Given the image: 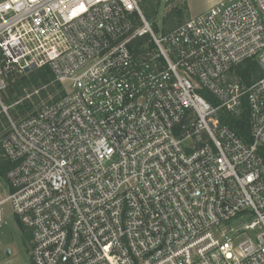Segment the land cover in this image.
Listing matches in <instances>:
<instances>
[{
  "label": "built area",
  "instance_id": "2783aa9c",
  "mask_svg": "<svg viewBox=\"0 0 264 264\" xmlns=\"http://www.w3.org/2000/svg\"><path fill=\"white\" fill-rule=\"evenodd\" d=\"M140 2L0 0V230L9 203L33 264H264V0L165 33ZM44 65L64 93L11 118L2 94ZM243 101L250 144L220 120Z\"/></svg>",
  "mask_w": 264,
  "mask_h": 264
},
{
  "label": "trees",
  "instance_id": "16d2710c",
  "mask_svg": "<svg viewBox=\"0 0 264 264\" xmlns=\"http://www.w3.org/2000/svg\"><path fill=\"white\" fill-rule=\"evenodd\" d=\"M158 6L159 1L156 5H153L151 0L141 1V9L146 19L151 18L153 13H157L156 8ZM187 10V3H184L183 7L177 5L173 6L161 19V31L165 33L180 25L184 21V16ZM153 28L159 31L156 24H153ZM147 39L148 35L136 38L133 41V46L135 47L134 50L138 51V45L147 41ZM235 72L246 84L253 82L261 76V71L258 65L252 60H246L239 64L235 68ZM28 93H30L29 97H24L21 103L18 102L16 104L15 108L17 111H12L13 116L17 117L18 115H23L27 112L30 113L36 111V109H34L35 105L41 100H47V102L54 101L64 93V90L62 89L61 83L55 79L49 66L44 65L34 68L20 78L10 82L6 91L2 95L4 101L7 102V104H10L11 102L18 100L20 96H25ZM1 112L2 111L0 110V137L3 135L8 125L6 116ZM220 120L233 129L245 142L249 144L252 143V137L249 130L248 109H246L245 101H243V109L239 115H232L229 112L222 110ZM257 151L262 157L264 163V147L259 146ZM10 165L11 164L0 155L1 177L6 176V172ZM20 229L23 232L24 237L30 239V233L21 225Z\"/></svg>",
  "mask_w": 264,
  "mask_h": 264
},
{
  "label": "rangeland",
  "instance_id": "374dc122",
  "mask_svg": "<svg viewBox=\"0 0 264 264\" xmlns=\"http://www.w3.org/2000/svg\"><path fill=\"white\" fill-rule=\"evenodd\" d=\"M158 1H159V6L156 8L157 13H153L151 15V18H147V20L151 24H156L158 26L159 31H161L162 17L173 6L177 5L183 7L184 3H187L188 6H191L189 13L193 14L197 11L204 9L205 7H208L214 2V0H151L153 5H156ZM189 13L188 11L186 12L184 16V20L190 16ZM29 96L30 93L26 94L25 96H20L18 100L13 101L10 104H7V102L4 101L3 95L1 96L2 102L8 106V115L11 118L18 119L28 114L27 112L23 115H18L16 117L12 115V111H17V109L15 108L16 104L18 102L21 103L24 97L27 98ZM46 102L47 100H41L38 104L35 105L34 109H38ZM1 113H3L7 118L6 113L4 112ZM4 180L5 177L0 176V192H2L0 194L7 195V192L5 190L2 191L1 188L4 185L3 183ZM4 210H5L6 218L8 220V224L5 226V228L0 230V264H33L30 257V239L24 237L23 232L20 229V225H18V222L13 216L12 209L9 203H6L4 205ZM6 248H9L11 251L9 255H7V253L5 252Z\"/></svg>",
  "mask_w": 264,
  "mask_h": 264
},
{
  "label": "crops",
  "instance_id": "0c3cea01",
  "mask_svg": "<svg viewBox=\"0 0 264 264\" xmlns=\"http://www.w3.org/2000/svg\"><path fill=\"white\" fill-rule=\"evenodd\" d=\"M217 1H219V0H214V2L211 4V5H213L214 3H216ZM211 5H209L208 7H205L204 9H202V10H200V11H197V12H195V13H193V14H191V13H189L190 12V9H191V6H188V13H189V15L191 16V15H194V14H196V13H199V12H202V11H204V10H206L207 8H209Z\"/></svg>",
  "mask_w": 264,
  "mask_h": 264
},
{
  "label": "water",
  "instance_id": "95a60500",
  "mask_svg": "<svg viewBox=\"0 0 264 264\" xmlns=\"http://www.w3.org/2000/svg\"><path fill=\"white\" fill-rule=\"evenodd\" d=\"M27 70H28V69H27ZM5 252L7 253V255H9L11 251H10L9 248H6Z\"/></svg>",
  "mask_w": 264,
  "mask_h": 264
}]
</instances>
